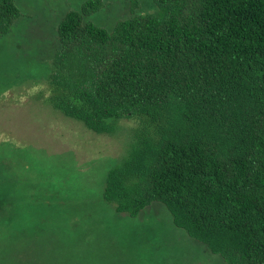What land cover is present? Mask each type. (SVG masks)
Segmentation results:
<instances>
[{
	"label": "trees",
	"instance_id": "16d2710c",
	"mask_svg": "<svg viewBox=\"0 0 264 264\" xmlns=\"http://www.w3.org/2000/svg\"><path fill=\"white\" fill-rule=\"evenodd\" d=\"M109 29L86 0L58 22L45 102L90 131L136 120L103 200L136 218L162 203L226 264H264V0H152ZM0 0V34L18 19Z\"/></svg>",
	"mask_w": 264,
	"mask_h": 264
},
{
	"label": "rangeland",
	"instance_id": "374dc122",
	"mask_svg": "<svg viewBox=\"0 0 264 264\" xmlns=\"http://www.w3.org/2000/svg\"><path fill=\"white\" fill-rule=\"evenodd\" d=\"M14 1L19 17L0 34V264H226L162 203L132 218L104 202L106 174L127 157L136 120L100 135L45 102L57 24L86 0ZM103 1L94 24L130 16L127 3ZM153 10L139 0V13Z\"/></svg>",
	"mask_w": 264,
	"mask_h": 264
}]
</instances>
